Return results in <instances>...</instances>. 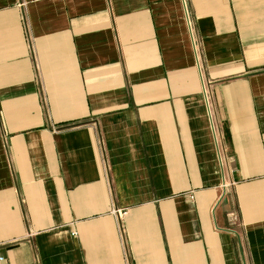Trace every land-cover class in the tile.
Masks as SVG:
<instances>
[{
    "label": "crops",
    "instance_id": "0c3cea01",
    "mask_svg": "<svg viewBox=\"0 0 264 264\" xmlns=\"http://www.w3.org/2000/svg\"><path fill=\"white\" fill-rule=\"evenodd\" d=\"M0 252L264 264V0H0Z\"/></svg>",
    "mask_w": 264,
    "mask_h": 264
},
{
    "label": "built area",
    "instance_id": "2783aa9c",
    "mask_svg": "<svg viewBox=\"0 0 264 264\" xmlns=\"http://www.w3.org/2000/svg\"><path fill=\"white\" fill-rule=\"evenodd\" d=\"M209 99L207 98V104L209 105ZM224 186L226 187V183L224 184ZM116 214L118 215V217L120 219H122L126 214H127V211H122V210H115ZM0 264H8V261H7V258L4 254H2L0 252Z\"/></svg>",
    "mask_w": 264,
    "mask_h": 264
}]
</instances>
